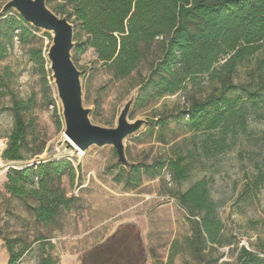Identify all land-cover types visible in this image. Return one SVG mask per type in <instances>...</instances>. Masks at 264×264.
<instances>
[{"label":"trees","instance_id":"obj_1","mask_svg":"<svg viewBox=\"0 0 264 264\" xmlns=\"http://www.w3.org/2000/svg\"><path fill=\"white\" fill-rule=\"evenodd\" d=\"M46 4L53 5L51 10L73 25V57L91 49L96 60L118 79L134 72L152 43L161 39V56L142 82L134 104L155 103L180 93L188 85L196 93H204L200 100L192 96L185 111L161 113L155 116V122H147V126H152L150 134L157 129L158 141L168 144V125L180 119L191 136L171 148L190 143L191 149L185 153L174 151L167 159H155L150 164L129 166L128 171L119 169L114 179L125 188L134 189L142 176L153 178L164 169L174 182L180 183L198 158L230 151L240 138L255 141L248 130V118L264 108V58L249 72L250 80L234 83L233 79L264 47V0H46ZM10 12L0 19V61L14 38L25 42L27 37H33L32 31L39 32ZM45 36L50 37L47 33ZM34 55L41 63L45 61L40 50ZM6 95L10 105L2 109L10 112L13 126L1 159L25 161L30 145L27 137L34 127V120L26 115L34 102L4 92H0V99ZM199 134L201 141L196 142ZM41 153V148L31 150L32 156ZM250 161L254 173L245 180L246 199L256 197L264 188V151ZM63 178L70 184L75 179L69 161L38 162L24 169H9L3 190L10 198L25 203L36 224L48 226L56 222L61 211H68L73 205L62 188ZM176 202L191 218L193 236L186 244L192 252L202 256L203 251L213 250L206 243L222 246L216 206L205 180L177 194ZM131 229L120 226L105 242L85 252L82 264H142L137 261L141 246ZM0 239L6 251H1L0 264H5L6 256V264H18L24 251L19 247L22 239L1 232ZM259 243L258 253L241 246L236 264H264V242ZM203 257L202 264H214L207 255ZM39 264H53L52 258L45 257Z\"/></svg>","mask_w":264,"mask_h":264},{"label":"rangeland","instance_id":"obj_2","mask_svg":"<svg viewBox=\"0 0 264 264\" xmlns=\"http://www.w3.org/2000/svg\"><path fill=\"white\" fill-rule=\"evenodd\" d=\"M7 1L0 0V10ZM47 7L54 9L53 5L48 4ZM10 11V15L17 14ZM31 33L33 37H27L25 42L14 38L13 45L0 61V92L34 102L26 115L34 120V127L27 137L30 143L26 152L28 160L9 163L1 159V153L13 126L10 112L2 109L10 105V97L6 95L0 99V232L10 238L22 239L19 247L24 251L18 264H39L48 256L53 264H77L85 252L105 242L113 228L122 222H131L128 227H132L131 232L135 235L142 231L141 251L137 255V261L141 263L202 264L200 259L207 255L214 264H236L235 258L241 246L258 253L259 242H264V188L250 199H246L243 191L245 180L254 173L250 160L257 159L264 151V108L251 113L248 118V130L254 136V142L240 138L230 151L212 158H198L187 178L180 183L174 182L166 169L153 178L142 176L134 189L125 188L123 183L114 179L119 169L128 171L129 166L150 164L155 159H167L174 151L185 153L187 148L191 149L190 143L171 148L191 136L179 119V122L168 125L165 136L168 144L158 141L157 129L151 135L152 126L147 124L127 137L123 142L127 165L116 162L117 156L111 146H94L61 159L69 161L75 170L72 184L67 178L62 180V188L66 197L72 198L73 205L70 210L61 211L51 225L36 224L23 201L5 194V175L14 163L24 166L60 161L53 157L55 150L64 146L61 106L45 53L52 35L47 33L50 36L47 37L42 30ZM38 50L42 52L43 63L34 55ZM161 52V39H158L152 43L137 69L124 79L113 77L112 72L96 60L93 50L88 49L78 57H73L71 52L72 61L81 73L83 106L90 110L92 123L104 128L115 126L123 105L131 97L136 100L142 82ZM263 58L264 47L239 69L234 83L250 80L249 72ZM196 92L188 85L180 93L152 104L133 103L128 119L155 122L158 114L183 112L192 96L198 100L203 97L204 93ZM200 141L199 134L196 142ZM40 148V155H31V150ZM200 180H205L208 185L220 222L219 234L223 238L221 247L206 243L213 250L203 251L202 256L192 252L186 244L187 239L193 236L191 218L176 202L177 194ZM120 226L123 225L118 228ZM0 248L5 251L1 239Z\"/></svg>","mask_w":264,"mask_h":264},{"label":"water","instance_id":"obj_3","mask_svg":"<svg viewBox=\"0 0 264 264\" xmlns=\"http://www.w3.org/2000/svg\"><path fill=\"white\" fill-rule=\"evenodd\" d=\"M10 10H14L33 28L52 35L51 44L46 51V59L56 97L61 106L64 124L63 135L67 138L63 144L70 148L72 143L81 151H86L94 146L98 148L111 146L117 156L116 162L127 165L123 142L147 124L145 120L129 121L128 119L135 99L131 97L126 101L120 110L114 127L104 128L92 123L89 118L90 110L85 108L82 102L81 73L74 65L71 56L74 48L73 25L69 23L66 17H61L49 9L46 0H8L0 10V16H6ZM37 163L18 167L11 166L10 169H24ZM120 224L128 226L131 222ZM120 224L113 228L107 238L118 231ZM137 237L141 242V230L137 233ZM77 264H82V260Z\"/></svg>","mask_w":264,"mask_h":264},{"label":"bare ground","instance_id":"obj_4","mask_svg":"<svg viewBox=\"0 0 264 264\" xmlns=\"http://www.w3.org/2000/svg\"><path fill=\"white\" fill-rule=\"evenodd\" d=\"M67 140L66 137H64V140L63 142ZM76 152H81V150H79L74 144L71 143V147L70 148H67L65 145L61 148H57L55 150V155L53 158H55V160H61L67 156H71L73 153H76ZM20 162V161H19ZM10 163V162H9ZM13 166H21L20 164L18 163H14ZM8 167V166H7ZM5 167V168H7ZM10 167V166H9ZM1 171V170H0ZM5 171V170H4ZM2 172V171H1Z\"/></svg>","mask_w":264,"mask_h":264},{"label":"crops","instance_id":"obj_5","mask_svg":"<svg viewBox=\"0 0 264 264\" xmlns=\"http://www.w3.org/2000/svg\"><path fill=\"white\" fill-rule=\"evenodd\" d=\"M0 250L3 251V249H1V248H0ZM7 258H8V257L6 256V257H4V259H3V261H5V263H6V261H7V260H6Z\"/></svg>","mask_w":264,"mask_h":264}]
</instances>
